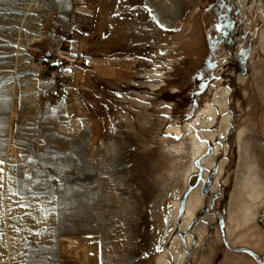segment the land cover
Returning a JSON list of instances; mask_svg holds the SVG:
<instances>
[{
  "label": "rangeland",
  "instance_id": "rangeland-1",
  "mask_svg": "<svg viewBox=\"0 0 264 264\" xmlns=\"http://www.w3.org/2000/svg\"><path fill=\"white\" fill-rule=\"evenodd\" d=\"M167 1L0 0V264H264V0Z\"/></svg>",
  "mask_w": 264,
  "mask_h": 264
},
{
  "label": "bare ground",
  "instance_id": "bare-ground-1",
  "mask_svg": "<svg viewBox=\"0 0 264 264\" xmlns=\"http://www.w3.org/2000/svg\"><path fill=\"white\" fill-rule=\"evenodd\" d=\"M174 3H175V1H174ZM147 4V3H146ZM176 5H179L178 3L176 4ZM176 5H173L172 3H169L167 0H163V2H162V6L160 7V8H158V9H156V10H154L153 11V15H152V17L154 18V20L156 21V22H158V23H160L161 25H164V26H168V22L166 21V20H171V13L173 12V10L175 11V9L177 8L176 7ZM150 8V7H149ZM152 9V8H151ZM261 36H263V35H261ZM264 38V37H263ZM264 42V41H263ZM260 43V42H259ZM263 45H264V43H263ZM263 45H261V47L263 48L264 46ZM261 51H263L264 49H260ZM158 69H155V70H153V71H149V72H146V74H144V76H146V77H148V78H150V82H147V83H145L144 84V87H146V88H148V89H150L151 91H157L158 89L160 90L161 89V87H162V80H163V78H164V76H165V74H163L162 72H160V70L159 71H157ZM142 72H145L144 70L142 71ZM155 80V81H154ZM258 90V89H257ZM259 90H260V88H259ZM264 90V89H263ZM227 92V91H226ZM226 92H223L222 93V96H223V98L226 96ZM261 92V91H260ZM220 93V92H219ZM218 96V95H217ZM216 96V97H217ZM260 96V95H259ZM263 96H264V94H263ZM262 96V97H263ZM219 99V98H218ZM260 99H262L261 97H260ZM224 100V99H223ZM133 103H135V106H136V109H139V110H141V111H146L147 110V108H146V100H145V97L144 96H141V95H135L134 97H133ZM210 104V103H209ZM226 104V103H225ZM209 106V105H208ZM212 106V105H211ZM221 109V108H220ZM202 114V113H201ZM215 115V114H214ZM198 116H199V114H198ZM204 116V115H203ZM206 116V115H205ZM212 116V115H211ZM210 116V117H211ZM227 116V115H226ZM225 117V116H224ZM223 117V118H224ZM206 118V117H205ZM208 119H209V117H207ZM206 118V119H207ZM214 119V118H213ZM204 121V123H206L208 120H203ZM206 121V122H205ZM211 121V120H210ZM213 123V122H212ZM208 124H209V122H208ZM222 124H224V123H222ZM229 124V123H228ZM204 125H207V123L206 124H204ZM211 126V125H210ZM222 126H225V124L224 125H222ZM227 126V125H226ZM223 128V127H222ZM224 130V129H223ZM225 131V130H224ZM244 132V131H243ZM212 134V133H211ZM206 135V134H205ZM243 136V135H242ZM213 138V137H212ZM211 138V139H212ZM241 139H242V137H240ZM240 139V140H241ZM239 140V141H240ZM197 142V141H196ZM193 143L191 142V145H192ZM197 144H200V143H197ZM238 144H239V142H238ZM241 144V143H240ZM193 146V145H192ZM206 146V145H205ZM200 147H202V146H200ZM199 147V148H200ZM241 147V146H240ZM195 148V147H194ZM197 148V147H196ZM206 148V147H205ZM239 148V147H238ZM193 149V148H192ZM202 149V148H201ZM201 149H199V150H201ZM239 149H242V148H239ZM206 150V149H205ZM198 151V150H197ZM204 151V150H203ZM244 151V150H243ZM194 152V151H193ZM245 152V151H244ZM243 155V154H242ZM198 156V155H197ZM196 156V157H197ZM193 158H194V156H192ZM195 160V159H194ZM208 162H209V160H208ZM244 162V161H243ZM210 163V162H209ZM254 163V162H253ZM250 164H252L251 163V161H250ZM222 165V164H221ZM246 165V164H245ZM191 167V166H190ZM252 167H253V169H254V167H256V166H253L252 165ZM251 166H250V168H252ZM221 168H223V167H221ZM191 169V168H190ZM191 171V170H190ZM221 171V170H220ZM249 171H252V170H249ZM245 172V171H244ZM188 173H190V172H187V174ZM246 174H248V173H246ZM253 175H254V173H252ZM189 175V174H188ZM221 175V174H220ZM218 176V175H217ZM245 176V175H244ZM249 176V175H248ZM186 177H187V175L185 174V176H184V183H185V181H186ZM220 177V176H219ZM255 177H257V176H255ZM218 180V179H217ZM262 180V179H261ZM240 181V180H239ZM242 181V180H241ZM254 181V180H253ZM262 181H264V180H262ZM257 182V181H256ZM258 182H259V184L261 183L260 182V180H258ZM258 182L256 183V185L258 184ZM184 183H183V185H184ZM264 183V182H263ZM239 184V183H238ZM250 184H251V182H250V179L248 180V179H244L240 184H239V186H240V190L239 191H245L246 189H248L249 187H250ZM254 184V183H253ZM261 185V184H260ZM262 186V185H261ZM183 187H185V186H183ZM263 187V186H262ZM254 188H255V186H254ZM264 188V187H263ZM256 189H257V186H256ZM260 189V187H258V190ZM254 190V189H253ZM258 190H256L255 192L257 193V191ZM167 191H169L168 189H166V190H164V192L166 193ZM243 191V192H244ZM262 192V189L261 190H259V192ZM247 192V191H246ZM246 192L244 193L245 195H246ZM165 193L164 194H160L161 195V199L163 200V202H164V200H166V196H165ZM237 194H240V193H237ZM242 194V193H241ZM240 194V196H242ZM243 194V196H245ZM168 195V194H167ZM170 195V194H169ZM197 195V194H196ZM252 195V194H251ZM262 195H264L263 193L261 194V196ZM239 198H240V196L239 195H237ZM236 196V197H237ZM250 196V195H249ZM193 197V196H192ZM237 197V198H238ZM252 197V196H251ZM169 198H170V196H169ZM199 198V197H198ZM246 198V197H245ZM256 198V197H255ZM263 198V197H262ZM171 199V198H170ZM242 199V198H241ZM161 200V201H162ZM193 200V199H192ZM199 200H200V198H199ZM253 200V199H252ZM251 200V201H252ZM255 200V199H254ZM167 201V200H166ZM194 201V200H193ZM196 201V200H195ZM250 201V202H251ZM257 201H259V200H257ZM170 203V202H169ZM243 203V200L241 201V204ZM252 203V202H251ZM259 203V202H258ZM246 204V203H245ZM259 204H261V203H259ZM164 205V204H163ZM166 205V204H165ZM242 206H243V204H242ZM248 206V205H247ZM171 207H173V215H175L176 214V211H177V208H178V205L177 204H174L173 206H171ZM249 207V206H248ZM239 208H245V206L244 207H241V206H239L238 205V209ZM161 209H164V208H161ZM237 209V208H236ZM237 209V210H238ZM247 209H249V208H247ZM165 210V209H164ZM186 219H185V222L186 223H188L191 219H193V216H194V210H195V206L194 205H189L188 206V208H186ZM243 211V210H242ZM250 211H251V209H250ZM236 213H237V211H236ZM235 213V214H236ZM246 213V212H245ZM252 214V213H251ZM250 215V214H249ZM254 215V214H253ZM248 217V216H247ZM231 219H230V221L231 222H233V221H235V226L236 227H239V226H241V225H245L246 223L248 224V220H247V218H246V215L244 216V214H243V212L242 213H239V211H238V214H236V215H234L233 216V218L232 217H230ZM253 218V217H252ZM191 222V221H190ZM251 222V221H250ZM189 224V223H188ZM188 224L186 225V226H188ZM185 226V225H184Z\"/></svg>",
  "mask_w": 264,
  "mask_h": 264
}]
</instances>
